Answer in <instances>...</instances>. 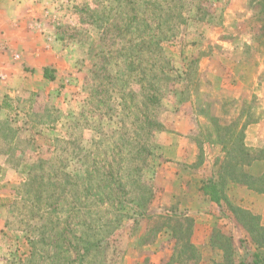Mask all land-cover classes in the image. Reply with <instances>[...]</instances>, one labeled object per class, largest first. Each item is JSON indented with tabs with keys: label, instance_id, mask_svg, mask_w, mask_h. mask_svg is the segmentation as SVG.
I'll return each mask as SVG.
<instances>
[{
	"label": "rangeland",
	"instance_id": "1",
	"mask_svg": "<svg viewBox=\"0 0 264 264\" xmlns=\"http://www.w3.org/2000/svg\"><path fill=\"white\" fill-rule=\"evenodd\" d=\"M27 3L52 52L0 69V264H264V198L198 194L214 118L264 120V0Z\"/></svg>",
	"mask_w": 264,
	"mask_h": 264
},
{
	"label": "crops",
	"instance_id": "2",
	"mask_svg": "<svg viewBox=\"0 0 264 264\" xmlns=\"http://www.w3.org/2000/svg\"><path fill=\"white\" fill-rule=\"evenodd\" d=\"M27 6V0H0V69L17 67L21 63H23L24 58L27 57V60H29L28 64H31V66L42 68L41 70L43 74L46 66H49L50 64L46 63L42 57H38L35 59H33V57L36 54L40 55L42 53V50H46V55H51V43H48V48L46 46H43L44 41L41 42V39L46 36L47 32L44 31V29H41L42 24L40 22L41 19L38 20V14H34L32 11H29V9H26ZM43 79L45 81H49L47 78L43 77ZM8 86H16V83L6 85L5 79H0V98H2L5 93L10 92L11 87ZM261 94L263 95L264 99V92H262ZM260 121L261 119L255 120L246 126V137L244 138L246 146L255 147L257 146L259 140L264 141V120L262 122ZM261 128L262 130H260ZM253 131H255L254 140H248L250 132ZM246 140H248L249 142H246ZM179 141L180 144L175 147L176 154L178 155L175 160H184V153L187 146L189 145H187L188 143L186 140H184L183 137L180 138ZM223 155L224 153L222 151L220 159L223 158ZM258 162L262 164V168L260 169V171H256V173L251 171V173L255 176H259L264 172V160H256L252 164L250 169H255L254 167ZM210 178L218 180V175H211ZM206 180L207 179H205L204 181ZM204 181H201V185L198 186V194H202L204 198L217 205L218 207H221L222 204L230 201V196L228 195L229 192L227 188H239L244 190V193L246 194L250 193L254 196L264 198V193L255 192L251 189H248L243 184L226 180L224 186L220 188V201L219 203H216L214 201H211L209 196L202 190L201 186Z\"/></svg>",
	"mask_w": 264,
	"mask_h": 264
},
{
	"label": "trees",
	"instance_id": "3",
	"mask_svg": "<svg viewBox=\"0 0 264 264\" xmlns=\"http://www.w3.org/2000/svg\"><path fill=\"white\" fill-rule=\"evenodd\" d=\"M243 115H245V119L238 125V120ZM237 117L235 120L222 119L223 117L214 118L216 121L226 123L225 126L215 125L216 129H219L216 131L218 135L215 142L222 146L224 155L222 159L218 160V180L210 178L203 182L201 188L209 196L210 200L216 203L220 201V188L224 186L226 180L243 184L255 192L264 193V172L259 176H255L250 172V167L256 160H264V147L255 151L246 146L244 142L245 128L249 123L253 122V119H251L249 113H240ZM239 209L246 212V209ZM256 226L257 229L264 232L263 225L257 224ZM248 230L253 229L248 226ZM98 246V242L88 244V249ZM88 249L86 250L88 251ZM84 252L86 251L84 250ZM257 262L255 261V263Z\"/></svg>",
	"mask_w": 264,
	"mask_h": 264
}]
</instances>
